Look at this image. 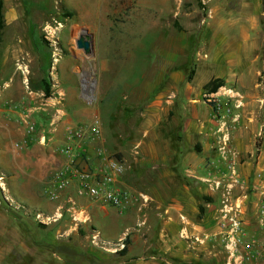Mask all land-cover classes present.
<instances>
[{"label":"rangeland","instance_id":"obj_1","mask_svg":"<svg viewBox=\"0 0 264 264\" xmlns=\"http://www.w3.org/2000/svg\"><path fill=\"white\" fill-rule=\"evenodd\" d=\"M2 13L0 123L10 125L12 120L27 136L25 141L11 138L0 125L5 128L0 130V264H149L151 223L139 230L136 215L128 218L127 233L119 241L127 248L122 254L124 247L105 248L117 240L89 241L91 229L98 233L100 225L90 219L75 224L70 211L58 209L64 197H45L43 190L62 157L37 186H31L38 192L41 213L61 215L49 223L36 219L21 197L9 196L29 190L21 187L25 178L13 177L17 168L11 151L18 150L16 164L45 153L48 146L47 154L61 156L58 146L65 127L98 120L104 140L94 142V147L119 155L129 165L123 176L140 172L135 185L146 187L150 178L162 174V166L157 169L138 160L166 153L170 123L175 122L166 112L168 95L181 94L182 84L192 81L197 71L212 81L215 74L228 75L232 64L236 72L230 73L227 87L239 84L247 91L235 96L242 103L222 94L231 109L230 117L222 118L226 126L228 119L240 121L234 132L226 130L237 152L231 162L213 165L212 173L214 181L221 180L220 187L230 183L232 190L230 197L216 195V200L233 208L218 212L222 231L213 235L210 246L216 255L203 263L264 264V0H2ZM88 32L92 48L85 51L75 39ZM84 71L95 82L91 102L81 90ZM173 71L182 79L172 78ZM245 105L250 119L237 115ZM244 121L251 125L246 132ZM204 167L207 171L209 163ZM27 169L37 170L34 165ZM74 189L70 186L67 192L73 194ZM85 201L107 205L78 198L80 204ZM10 204L19 207L12 211ZM149 219L155 220L151 213Z\"/></svg>","mask_w":264,"mask_h":264},{"label":"crops","instance_id":"obj_2","mask_svg":"<svg viewBox=\"0 0 264 264\" xmlns=\"http://www.w3.org/2000/svg\"><path fill=\"white\" fill-rule=\"evenodd\" d=\"M209 67L208 63L205 74L209 71ZM235 67V64L229 65L228 75L226 72L214 75L213 79H222L223 85L213 91V94L220 99L224 94L232 98L234 102L242 103L235 96L241 95L242 91L247 92L246 89L240 87L239 84L236 85L237 87H227L226 84L232 79L230 73L236 72ZM171 75L172 78L182 79V75L180 76L177 71H173ZM208 81L210 79H206L197 71L192 81H185L182 84L181 94L173 91L166 98V112L172 114L171 121L175 120L170 123L169 130L172 134L170 138L168 137L170 141L169 145H166V153L162 156L151 154L147 160L144 158L138 160L139 163H153L151 166L157 169L162 166V174H158L154 179L150 178L148 185L143 188L135 185L138 184L140 172L136 174L134 171L129 172L131 178L123 176L120 179L122 185L131 188L134 194L143 196L144 200L140 198L135 206L121 210L110 205H99L89 201L82 203L89 212L90 220L100 225L99 237L106 241L117 240L119 242L125 237L124 235L127 233L125 229L128 228L126 223L133 213L137 217L136 224H138L139 230L146 223H149L148 226L151 223L154 234L151 236L149 245L153 252L149 255V264H204V258H212L216 255L213 250H210V246L213 244V235L222 231L219 225L220 217L217 218L218 212L233 208L231 203H225L222 200L223 206H221L216 200V195L230 197L232 190L229 186L230 183L220 187L221 180L214 181L212 166L218 162H231L233 156L235 157L237 149L235 148L236 151L231 149L234 144L231 142L232 139H229L230 133L228 134L226 130L231 129V132H234L240 121L238 119V122L231 123L228 119L229 124L226 126L222 118L225 115L230 117L229 114L224 115L221 111H216L213 104L206 100L205 95L210 92L206 93L204 86ZM235 105L239 107V105ZM6 111L18 116L21 114L17 109ZM248 111L249 108L245 105L238 109L237 115L250 119L247 117ZM219 115L221 117H218ZM0 125L8 129L5 132L7 136L25 141L26 131L21 126H17L16 122L11 120L10 125L6 122H1ZM244 126L245 132L247 127L251 128L250 124ZM9 127H13L15 131ZM5 128H0V130H5ZM60 132L61 130L58 134H61ZM103 140L102 138L98 142L101 144ZM6 147L10 148L9 145ZM42 147L45 146L40 145V148ZM85 147L84 156L89 160L90 166L99 164L100 159L96 156L94 142L87 141ZM47 148L49 146L45 148V153L35 155L33 159H23L21 164H16L18 150L16 148L9 149H13L10 160L11 163H15L14 167L17 168L14 170L13 177L15 179L25 178L27 182L22 183L21 187L24 190L25 187L29 189L25 194L8 192L9 196L11 198L21 197L22 202L27 204V208L34 211L35 218L37 213H41L40 202L37 190L31 186L39 184L40 179L51 169L52 164L55 167L61 162V156H54L51 151L47 154ZM205 163H209L207 171L204 167ZM33 165L37 170L28 171L27 168ZM232 176L235 179V175ZM34 180L36 181L33 182ZM206 195L211 198L210 201L205 199ZM10 205H12L10 207L12 211L19 207ZM200 207L203 212L200 211ZM57 212L59 213V211ZM150 213L155 219L153 223L150 222V219L148 220ZM8 215L11 220L16 219L12 214ZM91 227L93 228V226ZM91 230L93 231L94 228ZM92 231H90L89 237L87 235L89 241L94 234ZM1 253L3 252H0V258Z\"/></svg>","mask_w":264,"mask_h":264},{"label":"built area","instance_id":"obj_3","mask_svg":"<svg viewBox=\"0 0 264 264\" xmlns=\"http://www.w3.org/2000/svg\"><path fill=\"white\" fill-rule=\"evenodd\" d=\"M81 88L82 93H91V97L84 98L91 102L94 90L92 92L85 90L82 79ZM205 96L206 100L213 104L216 111H221L223 114L230 113V106L215 96L213 92ZM57 120L55 119L52 123L57 122ZM28 129L32 130L33 126L30 125ZM40 140L44 142V134L41 135ZM101 140L102 131L98 120L65 127L62 142L58 146L62 162L54 173L53 179L50 180V183L43 190L45 197L49 200L59 201V199L64 197L63 203L58 206V209L70 211L76 222L75 224L77 222L86 223L90 219L87 208L78 202V198L94 200L100 204H107L120 210L125 209L138 200V196L133 195L121 185L120 179L129 168L124 159L107 153L102 146H98L96 147V156L100 159V163L93 167L90 166L89 160L84 156L86 142H98ZM70 186L75 187L73 194L67 192ZM60 215V211L59 213L55 212L53 215L37 213L36 218L39 221L49 223L58 219ZM93 233L91 241L98 243L100 241L99 234L97 232ZM123 247V242H118L105 248L116 250Z\"/></svg>","mask_w":264,"mask_h":264},{"label":"trees","instance_id":"obj_4","mask_svg":"<svg viewBox=\"0 0 264 264\" xmlns=\"http://www.w3.org/2000/svg\"><path fill=\"white\" fill-rule=\"evenodd\" d=\"M3 22V13H2V0H0V25H1V23ZM223 85V80L222 79H220V78H215V79H213L212 81H210V82H208V83H206L205 84V90L206 91H208V92H213V91H216L220 86H222ZM45 89L47 90V92H49V85H46V87H45ZM118 155V154H117ZM119 156V155H118ZM205 199L206 200H211V198L210 197H208V196H205ZM200 211L201 212H203V209L200 207ZM57 247V246H56ZM127 251V248L126 247H124L121 251H120V253H125ZM53 252V251H52ZM54 252H59V251H57V250H54ZM59 253H61V254H65V253H63V252H59ZM72 253V252H71ZM81 254H83L82 252H80Z\"/></svg>","mask_w":264,"mask_h":264},{"label":"water","instance_id":"obj_5","mask_svg":"<svg viewBox=\"0 0 264 264\" xmlns=\"http://www.w3.org/2000/svg\"><path fill=\"white\" fill-rule=\"evenodd\" d=\"M75 42L78 47H83L85 51H89L92 48L91 32H88L87 34H79L76 37Z\"/></svg>","mask_w":264,"mask_h":264},{"label":"bare ground","instance_id":"obj_6","mask_svg":"<svg viewBox=\"0 0 264 264\" xmlns=\"http://www.w3.org/2000/svg\"><path fill=\"white\" fill-rule=\"evenodd\" d=\"M92 76L93 75L89 74L87 71L86 72L84 71L83 74L81 75V79L83 80V87L85 88V90L87 89L89 92H92V90H94L95 88L94 87L95 82ZM83 96L89 98L91 97V93L83 92Z\"/></svg>","mask_w":264,"mask_h":264}]
</instances>
